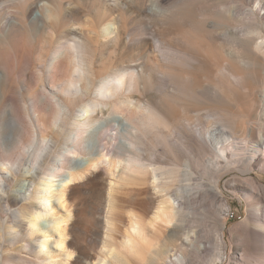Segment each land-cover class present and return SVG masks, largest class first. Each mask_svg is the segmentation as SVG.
<instances>
[{
  "label": "bare ground",
  "instance_id": "1",
  "mask_svg": "<svg viewBox=\"0 0 264 264\" xmlns=\"http://www.w3.org/2000/svg\"><path fill=\"white\" fill-rule=\"evenodd\" d=\"M216 1L0 15V264H264V0ZM222 188L249 208L229 243L193 211L219 222Z\"/></svg>",
  "mask_w": 264,
  "mask_h": 264
},
{
  "label": "rangeland",
  "instance_id": "2",
  "mask_svg": "<svg viewBox=\"0 0 264 264\" xmlns=\"http://www.w3.org/2000/svg\"><path fill=\"white\" fill-rule=\"evenodd\" d=\"M15 1L16 0H0V15L2 13H7V12L10 13V15H13L15 13V10L17 9V7H16L17 2H15ZM176 1L177 0H168V5H173ZM216 2H217L216 0H213V1L206 0V3L210 7L212 6L211 8H213L215 6L214 4H216ZM223 2L224 3L227 2V5H229V6H231L230 4L233 3L232 0H225V1L223 0ZM211 3H212V5H211ZM41 4H42V2H41ZM35 14H37V10H35ZM65 21L66 22H65L64 26H62L61 28H59V30H57V27L55 26V20H52V22H50L48 24L50 26L49 28L52 29V31L54 33V40H53V42L56 41V39L58 38L59 35H63L65 38H66V36L67 37H70L69 36L70 35L69 31H70V25H71V23L70 22H67L68 20H65ZM41 37H42V39H44L43 34H42ZM62 40H64V39H62ZM84 164H85V160L84 159H79V160H77L75 162V166H77V167H81ZM255 175L257 176V178L259 180L264 181V175L261 174L259 172V170L255 172ZM227 178H229V177H227ZM220 192H222L225 195V197H224L225 198V201H227V203L230 206L229 211L233 214V218H228V215H229L228 212L229 211H227L226 213L225 212L224 213L222 212V216L220 217L221 220L219 222H217V221L215 222L214 220H217L216 217H214L213 215H211L210 213H208L209 212V209L211 207L210 206V203H207L203 198H201L202 200L200 199L199 201L195 202V205H193V211L196 212V213L195 212L194 213H195L196 218L198 219V221H201V225L203 223H208V224H214V223L217 224L218 223L220 226H223L225 228V230H224L225 239H226L227 243H229L230 242V240H229L230 239L229 238L230 231L229 230L235 228L236 226H238L239 224H241L243 222V220L245 219V217L248 214L249 208L245 204L244 201L234 199L233 196H232V194H230L228 192H225L223 190V188L220 189ZM80 197H81L82 200L80 199ZM86 197H87L86 195H83V196H79L78 197L79 203H80L79 206L82 207V208H87L88 209V207H87V205H88L87 204V200H85ZM141 198H143V196H137L133 200V198L131 196H128L126 194H122V200L119 202V211L121 213H126L129 208L130 209L131 208L132 209L134 208L133 210H135V208L136 209H139V208L141 209L143 207V205H141V203H140ZM201 201H203V202H201ZM82 202H83V205H82ZM211 211H213V210L211 209ZM147 216H148V214H147ZM225 218H226V220L223 222L222 219H225ZM206 234H208V233L206 232ZM163 240L165 241V243L164 242L163 243L160 242L161 245L162 244H167V245L169 244V246L171 247V244H170L171 242H169V240L167 238H165V239L162 238L161 241H163ZM167 241H168V243H167ZM227 245H229V244H227ZM97 250H98V248H97ZM172 253L173 252L171 251L170 254H172ZM198 260L202 264H205V258H203L202 255L198 257ZM166 264H169V263L166 261Z\"/></svg>",
  "mask_w": 264,
  "mask_h": 264
},
{
  "label": "built area",
  "instance_id": "3",
  "mask_svg": "<svg viewBox=\"0 0 264 264\" xmlns=\"http://www.w3.org/2000/svg\"><path fill=\"white\" fill-rule=\"evenodd\" d=\"M228 218H233V214L229 212Z\"/></svg>",
  "mask_w": 264,
  "mask_h": 264
}]
</instances>
